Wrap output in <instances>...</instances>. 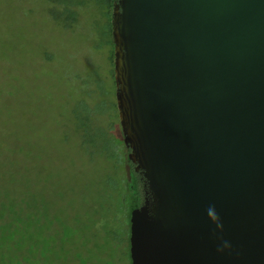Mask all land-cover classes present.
<instances>
[{"label": "water", "instance_id": "1", "mask_svg": "<svg viewBox=\"0 0 264 264\" xmlns=\"http://www.w3.org/2000/svg\"><path fill=\"white\" fill-rule=\"evenodd\" d=\"M110 30L125 159L146 187L131 264H264V0H113Z\"/></svg>", "mask_w": 264, "mask_h": 264}, {"label": "rangeland", "instance_id": "2", "mask_svg": "<svg viewBox=\"0 0 264 264\" xmlns=\"http://www.w3.org/2000/svg\"><path fill=\"white\" fill-rule=\"evenodd\" d=\"M111 4L0 0V215L23 205L34 217L18 264H130L114 202ZM0 247V264H17Z\"/></svg>", "mask_w": 264, "mask_h": 264}, {"label": "trees", "instance_id": "3", "mask_svg": "<svg viewBox=\"0 0 264 264\" xmlns=\"http://www.w3.org/2000/svg\"><path fill=\"white\" fill-rule=\"evenodd\" d=\"M113 0H111L112 3ZM120 132H118L119 134ZM121 137V133H120ZM118 136V138L120 139ZM118 146V152L115 153L117 159V165L121 162V176L118 178L120 181L119 187L121 191L119 192V198L115 202L117 207V212L124 213L129 215V212L132 208L138 206L143 199V191L141 189V181L139 176L129 168L125 173V165L129 164L128 161L124 158L127 149L122 143V139L112 147ZM113 157V159L115 158ZM108 158V155H106ZM134 181V186H131V181ZM125 183L126 187H123L122 184ZM6 211L3 215H0V245L3 241H8L10 252L15 255V262L18 264V254L22 249L30 248L34 249V239H33V216L29 209L23 205L12 206L11 208L5 209ZM35 220V219H34ZM124 227L126 229V234L129 232V223L124 216ZM22 243V244H21ZM3 250L0 247V252ZM4 253V252H3ZM131 264V262H130Z\"/></svg>", "mask_w": 264, "mask_h": 264}, {"label": "clouds", "instance_id": "4", "mask_svg": "<svg viewBox=\"0 0 264 264\" xmlns=\"http://www.w3.org/2000/svg\"><path fill=\"white\" fill-rule=\"evenodd\" d=\"M207 216L210 218V220L212 222H214V225L216 226V229L218 231H222L223 230V224H222V222H221V220H220V218H219V216H218V214H217V212H216L214 207H209L207 209ZM227 248H230V245L228 244V242L223 241L222 242V246L218 248V251L222 252V251H224Z\"/></svg>", "mask_w": 264, "mask_h": 264}, {"label": "flooded vegetation", "instance_id": "5", "mask_svg": "<svg viewBox=\"0 0 264 264\" xmlns=\"http://www.w3.org/2000/svg\"><path fill=\"white\" fill-rule=\"evenodd\" d=\"M128 151V150H127ZM129 168H131L132 170H133V166L131 165V164H128V169ZM136 173V172H135ZM138 176H139V179H140V181H141V189H142V191H143V194H144V196H145V193H146V187H145V185H144V180H143V178L138 174V173H136ZM143 196V197H144Z\"/></svg>", "mask_w": 264, "mask_h": 264}]
</instances>
